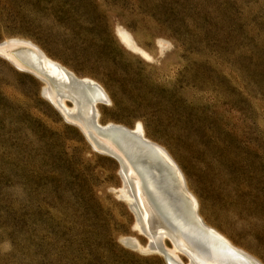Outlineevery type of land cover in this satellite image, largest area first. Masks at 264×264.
<instances>
[{
  "label": "rangeland",
  "instance_id": "obj_1",
  "mask_svg": "<svg viewBox=\"0 0 264 264\" xmlns=\"http://www.w3.org/2000/svg\"><path fill=\"white\" fill-rule=\"evenodd\" d=\"M9 37L98 81L101 122H140L204 220L264 263V0H0ZM42 84L0 56V264H166L142 247L117 160Z\"/></svg>",
  "mask_w": 264,
  "mask_h": 264
},
{
  "label": "bare ground",
  "instance_id": "obj_2",
  "mask_svg": "<svg viewBox=\"0 0 264 264\" xmlns=\"http://www.w3.org/2000/svg\"><path fill=\"white\" fill-rule=\"evenodd\" d=\"M0 56L46 79L43 96L66 121L83 129L94 150L118 158L127 184L118 194L132 203L138 216L134 227L148 234L151 250L163 252L168 264H264L204 220L182 169L164 146L146 136L140 122L132 128L101 122L100 106L110 98L98 81L77 75L30 39L6 38ZM123 239L142 246L134 238ZM142 247L147 250V243Z\"/></svg>",
  "mask_w": 264,
  "mask_h": 264
},
{
  "label": "water",
  "instance_id": "obj_3",
  "mask_svg": "<svg viewBox=\"0 0 264 264\" xmlns=\"http://www.w3.org/2000/svg\"><path fill=\"white\" fill-rule=\"evenodd\" d=\"M35 77H37L38 79H40L43 83H47V80L46 79H44V78H41V77H39V76H35ZM41 94L43 95V92H42V88H41ZM50 102V101H49ZM51 103V102H50ZM52 104V103H51ZM53 105V104H52ZM55 107V106H54ZM57 109V111L61 114V112L58 110V108H56ZM61 116H62V114H61ZM63 117V116H62ZM64 118V117H63ZM68 122V121H67ZM73 125H75V126H77L78 128H79V130L82 132V134L84 135V137L86 138V140L88 141V143L91 145V147H92V144H91V142H89V140L87 139V136H86V134H85V132L83 131V129L78 125V124H73ZM111 156V155H110ZM113 158H115L116 160H117V162H118V167H119V169H120V167H121V163H120V161L118 160V158H116L115 156H112ZM119 176H120V178H121V184L123 185V186H125L126 187V181H125V179H124V177L120 174V172H119ZM132 204V203H131ZM131 204L129 205V207H130V210H131V212L133 213V215H134V219H135V221L138 219V216H137V212L135 211V210H133V208H131ZM142 233V232H141ZM146 233V232H145ZM143 234V233H142ZM145 237H146V240H147V248L150 250V251H158V250H155V249H153V250H151L152 248L150 247V238H149V236H148V234H143ZM147 249V250H148ZM158 252H160V251H158ZM161 253V252H160ZM162 255H163V258H164V260H165V263L166 264H168V262L166 261V256H165V254L162 252L161 253ZM187 257V259H188V256H186Z\"/></svg>",
  "mask_w": 264,
  "mask_h": 264
}]
</instances>
